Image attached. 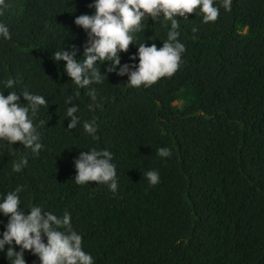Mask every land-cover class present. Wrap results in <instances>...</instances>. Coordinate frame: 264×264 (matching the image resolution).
I'll use <instances>...</instances> for the list:
<instances>
[{
  "label": "trees",
  "instance_id": "trees-1",
  "mask_svg": "<svg viewBox=\"0 0 264 264\" xmlns=\"http://www.w3.org/2000/svg\"><path fill=\"white\" fill-rule=\"evenodd\" d=\"M90 3L7 0L0 22L12 39L0 40V81L19 84L0 90L27 89L49 106L34 121H47L38 129L44 145L38 155L19 142L15 155L0 148V196L23 185L26 211L39 205L58 216L69 212L95 264H264V0H232L231 12L221 7L215 23H202L199 10L178 17L186 46L179 70L140 89L127 85V75L105 74L102 84L91 86L95 102L72 84L65 62L52 59L72 45L83 59L87 37L74 20L94 12ZM144 24L136 43L162 47L167 29L161 21ZM136 51L130 45L121 53V66L132 63ZM70 95L81 118L72 130ZM92 119L96 139L82 126ZM162 147L171 157L157 155ZM90 148L113 154L115 193L96 182L75 183L72 161ZM20 157L28 163L13 173ZM149 170L160 174L155 187L143 176ZM6 222L0 215V232ZM25 259L39 264L30 252ZM0 264H10L6 252Z\"/></svg>",
  "mask_w": 264,
  "mask_h": 264
},
{
  "label": "clouds",
  "instance_id": "clouds-1",
  "mask_svg": "<svg viewBox=\"0 0 264 264\" xmlns=\"http://www.w3.org/2000/svg\"><path fill=\"white\" fill-rule=\"evenodd\" d=\"M88 7L94 9L91 15L82 14L74 20L87 37L83 59H78L79 49L75 45L56 50L52 53V59L57 64L64 61L63 71L72 84L76 89H86V94L95 102L97 92L91 86L102 84L112 73L118 77L127 75V85L136 89L150 87L163 77H172L179 70L186 52V46L180 40L178 17L188 19L189 14H196L199 10L202 23H215L221 7L231 12L232 0H92ZM6 9L7 0H0V16ZM145 20L154 23L161 21V26L167 29V38L162 41V47L158 48L156 43L149 46L145 41L136 43L137 34L145 32ZM196 31L193 28V32ZM11 39L10 28L0 22V40ZM130 45L137 48L129 56L132 63L121 66V53H128ZM105 64L107 67L102 73L100 69ZM18 84L19 80L14 78L0 81L3 89H14ZM7 93L5 95V91L0 90V148L7 147L15 155L17 148L13 146L19 142L23 148L38 155L44 148L38 129L45 126L47 121H34L41 108L49 106L48 99L27 89ZM79 94L78 90L75 91L77 97ZM73 98L70 95L65 100L66 105H71L66 108L68 130L76 129L81 124V118L77 115L80 109L72 104ZM82 126L88 136L97 138L95 119L83 121ZM157 155L169 158L172 150L162 147L157 150ZM113 159V154L107 148L80 151L72 161L76 171L75 183L84 186L96 182L97 185H106L115 193L118 178ZM27 163L26 158L20 157L13 162L11 171L19 173ZM143 176L150 187L160 183V174L156 170H149ZM24 191L23 185H17L6 195L0 196V215L7 221L4 231L0 232V253L6 252L10 264H27L26 251L37 257L39 264H95L93 255L84 250L83 237L73 227L71 214L65 211L58 216L39 205H32L26 211L21 206V193Z\"/></svg>",
  "mask_w": 264,
  "mask_h": 264
}]
</instances>
